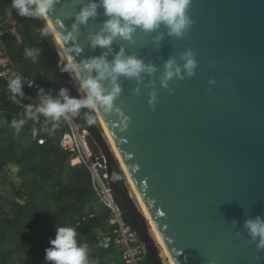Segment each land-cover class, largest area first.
<instances>
[{"label":"water","instance_id":"1","mask_svg":"<svg viewBox=\"0 0 264 264\" xmlns=\"http://www.w3.org/2000/svg\"><path fill=\"white\" fill-rule=\"evenodd\" d=\"M37 2L113 144L85 116L36 14L18 0L151 264L166 263L116 178L117 160L174 264H264V0Z\"/></svg>","mask_w":264,"mask_h":264},{"label":"trees","instance_id":"2","mask_svg":"<svg viewBox=\"0 0 264 264\" xmlns=\"http://www.w3.org/2000/svg\"><path fill=\"white\" fill-rule=\"evenodd\" d=\"M25 1L77 87L36 1ZM7 8L13 9L21 24V36L27 41L29 34L34 35L40 49L41 67L34 70L24 63L23 45L17 37H8L10 54L20 72L46 81L70 110L71 99L37 27L18 0H0V16ZM15 94L21 95L25 103L31 100L30 95L19 91L17 82L0 78V264H122L120 249L106 240L112 234L110 210L100 202L91 171L83 164L72 165L74 154L61 145L63 135L70 130L66 119L59 114L42 113L35 121L26 108L13 100ZM80 98L87 119L104 133L92 105L81 94ZM70 114L81 123L76 112ZM40 138L46 141L40 144ZM116 178L130 193L118 160ZM116 200L125 220L132 225L125 207ZM146 264H151L149 256Z\"/></svg>","mask_w":264,"mask_h":264},{"label":"built area","instance_id":"3","mask_svg":"<svg viewBox=\"0 0 264 264\" xmlns=\"http://www.w3.org/2000/svg\"><path fill=\"white\" fill-rule=\"evenodd\" d=\"M20 28L21 24L13 9L7 8L5 14L0 16V78L17 82L19 91L24 95H30L31 100L28 103H25L19 94L13 95V100L26 108L35 121H39L42 113L59 114L66 119L70 130L63 135L61 145L74 154L71 160L72 165L83 164L91 171L93 187L100 202L110 210L109 227L112 234L107 236L106 240L113 241L120 249L122 264H146L149 256L147 243L125 220L124 211L117 202L116 196L104 183L103 178L108 179L109 174L105 172L102 177L99 167L107 169V160L103 154H94L91 151L87 142L89 130L82 123H77L70 114L76 112L75 108L72 106L70 110H67L64 101L47 86L46 81H38L23 75L11 56L8 37L13 35L23 45L24 63L29 64L34 70L41 67L38 45L31 44L29 40L26 41L20 34ZM44 73L45 71L42 70V74ZM85 101L89 102L86 98ZM45 141V138L39 139L40 144Z\"/></svg>","mask_w":264,"mask_h":264},{"label":"rangeland","instance_id":"4","mask_svg":"<svg viewBox=\"0 0 264 264\" xmlns=\"http://www.w3.org/2000/svg\"><path fill=\"white\" fill-rule=\"evenodd\" d=\"M35 1H36L37 5H38L39 13L42 15V17H43L44 20L46 21L45 16H44V13H43L42 9L40 8V5L38 4L37 0H35ZM46 23H47V21H46ZM47 25H48V23H47ZM50 30H51V29H50ZM51 32H52V30H51ZM52 34H53V32H52ZM53 36H54L55 41H56L57 46H58V53H59V55H60V56L66 61L67 65H68L69 68L71 69V72H72V74H73V76H74V79H75V82H76V84H77V89H78L79 93H80L81 95H83V96L89 101V103H90V104L92 105V107H93V104H92V102H91V99H90L89 95L87 94V92L85 91V89H84V87H83V85H82V83H81V79H80L78 73L76 72V70H75V69L70 65V63L68 62V60H67V58H66V55H65V52H64L65 50L62 49V48L60 47L59 42H58L56 36H55L54 34H53ZM27 38L29 39V41L31 42V44L37 45V41H36V38H35L34 35L29 34V37H27ZM45 75H46V74H45ZM93 109L95 110L94 107H93ZM95 112H96V114H97L98 121H99V123H100V125H101V127H102V129H103V132L105 133L104 128H103L102 123H101V119H100V117L98 116V113H97L96 110H95ZM13 171H14V173H15L16 168H13ZM125 177H126L127 184H128V186H129L130 194H131L132 197L135 199V201L138 203V205H140L139 202H138V200H137V198H136V194H135V192H134V190H133V188H132V186H131V183H130L128 177L126 176V174H125ZM140 207H141V206H140ZM155 238H156V237H155ZM156 241H157V240H156ZM157 243H158V246H159L160 253H161V255H162V259L164 260V262H165L166 264H169V259L165 256V253H164L162 247L160 246L159 242H157Z\"/></svg>","mask_w":264,"mask_h":264},{"label":"bare ground","instance_id":"5","mask_svg":"<svg viewBox=\"0 0 264 264\" xmlns=\"http://www.w3.org/2000/svg\"><path fill=\"white\" fill-rule=\"evenodd\" d=\"M38 4H39V3H38ZM39 5H40V4H39ZM40 7H41V5H40ZM41 9H42V7H41ZM42 11H43V10H42ZM43 13H44V12H43ZM44 16H45V19H46L48 25H50V22H48L47 17H46L45 14H44ZM56 38H57V40H58V42H59L60 47H61L62 49L65 50V48H64L62 42L60 41V39H59L58 37H56ZM64 52H65V55H66V58H67L68 62H69L70 65L75 69V66H74L72 60L70 59V57L68 56L66 50H65ZM75 70H76V69H75ZM76 72H77V71H76ZM79 77H80V76H79ZM80 79H81V78H80ZM81 83H82V85H83L85 91H86L87 94L89 95V93H88V91H87V89H86V87H85V85H84L82 79H81ZM89 97H90V95H89ZM90 99H91V97H90ZM91 102H92V99H91ZM92 103H93V102H92ZM95 109H96V108H95ZM98 116H99V114H98ZM99 117H100V116H99ZM100 119H101L102 126H103V128H104V131H105V136H106L108 139H110V142L113 144V141H112V139H111V137H110V135H109V133H108V130H107V128H106V126H105V124H104V122H103V120H102L101 117H100ZM113 146H114V145H113ZM114 149H115V147H114ZM116 153H117L116 155H117L118 159L121 161V157H120L119 153H118L117 151H116ZM121 165H122V168L124 169V172L127 174V171H126L125 166H124V164L122 163V161H121ZM127 177H128V179H129V181H130V183H131V186H132V188H133V190H134V192H135V194H136V198H137V200H138V202H139V204H140L139 206H141V209L143 210V212L145 213L146 217L148 218V220H149V222H150V225H151V228H152L151 230H152V233H153L154 237H156V240H157V242H159L160 246L162 247V249H163V251H164V253H165V256L169 259V264H174L173 260L171 259L170 255H169L168 250L166 249V247H165V245H164V243H163V241H162V239H161V237H160V234L158 233V231H157V229H156V227H155L153 221H152L151 218H150V215L148 214V211H147V209H146L144 203L142 202V199H141V197H140V195H139L137 189H136L135 186L133 185V182H132L131 178L129 177V175H127Z\"/></svg>","mask_w":264,"mask_h":264}]
</instances>
